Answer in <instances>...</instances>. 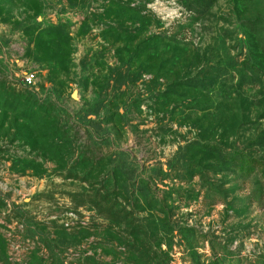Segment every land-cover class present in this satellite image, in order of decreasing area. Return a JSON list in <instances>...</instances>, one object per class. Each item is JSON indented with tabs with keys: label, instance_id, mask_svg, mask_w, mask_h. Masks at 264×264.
I'll return each mask as SVG.
<instances>
[{
	"label": "rangeland",
	"instance_id": "rangeland-1",
	"mask_svg": "<svg viewBox=\"0 0 264 264\" xmlns=\"http://www.w3.org/2000/svg\"><path fill=\"white\" fill-rule=\"evenodd\" d=\"M233 154L264 166V0H0V264H264Z\"/></svg>",
	"mask_w": 264,
	"mask_h": 264
},
{
	"label": "trees",
	"instance_id": "trees-1",
	"mask_svg": "<svg viewBox=\"0 0 264 264\" xmlns=\"http://www.w3.org/2000/svg\"><path fill=\"white\" fill-rule=\"evenodd\" d=\"M16 100H18L19 98H21V95H17V92L14 93ZM228 162L233 164V167L235 168L236 172H239L243 178H249L252 174L255 173V171L258 168H263L264 166L260 163V161L255 160V159H251L249 157H247L246 155H241V154H233L230 155L228 158ZM258 194V200L262 201L263 200V196H264V183L261 185V188L257 191ZM215 195L214 194H210L207 193V198L211 199L213 198ZM115 210V207H110L107 211L109 212L110 215H106L108 220H112L117 224H127L128 226H130L131 224H128L126 221H128V219L131 216V213L126 214L124 217H117L114 218L113 216V211ZM112 216V217H111ZM133 233H135V228L132 229ZM226 260H221L219 261L218 259H216L217 261H213L210 264H238L235 263V261L228 257L225 256Z\"/></svg>",
	"mask_w": 264,
	"mask_h": 264
},
{
	"label": "built area",
	"instance_id": "built-area-1",
	"mask_svg": "<svg viewBox=\"0 0 264 264\" xmlns=\"http://www.w3.org/2000/svg\"><path fill=\"white\" fill-rule=\"evenodd\" d=\"M33 79H34V76L31 75V76H29V77L27 78V82L32 83Z\"/></svg>",
	"mask_w": 264,
	"mask_h": 264
}]
</instances>
